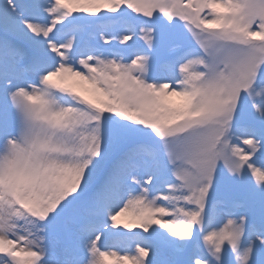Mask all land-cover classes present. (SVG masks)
I'll list each match as a JSON object with an SVG mask.
<instances>
[{
  "label": "snow or ice",
  "instance_id": "1",
  "mask_svg": "<svg viewBox=\"0 0 264 264\" xmlns=\"http://www.w3.org/2000/svg\"><path fill=\"white\" fill-rule=\"evenodd\" d=\"M0 264H264V0H0Z\"/></svg>",
  "mask_w": 264,
  "mask_h": 264
},
{
  "label": "rangeland",
  "instance_id": "2",
  "mask_svg": "<svg viewBox=\"0 0 264 264\" xmlns=\"http://www.w3.org/2000/svg\"><path fill=\"white\" fill-rule=\"evenodd\" d=\"M125 219H126V218H123V217L121 218L122 221L125 220Z\"/></svg>",
  "mask_w": 264,
  "mask_h": 264
}]
</instances>
